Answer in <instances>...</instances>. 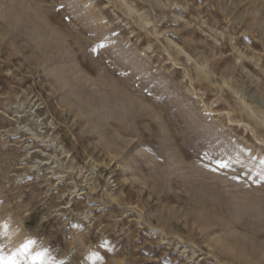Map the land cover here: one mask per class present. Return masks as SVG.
<instances>
[{
    "label": "rangeland",
    "instance_id": "obj_1",
    "mask_svg": "<svg viewBox=\"0 0 264 264\" xmlns=\"http://www.w3.org/2000/svg\"><path fill=\"white\" fill-rule=\"evenodd\" d=\"M0 264H264V0H0Z\"/></svg>",
    "mask_w": 264,
    "mask_h": 264
},
{
    "label": "bare ground",
    "instance_id": "obj_2",
    "mask_svg": "<svg viewBox=\"0 0 264 264\" xmlns=\"http://www.w3.org/2000/svg\"><path fill=\"white\" fill-rule=\"evenodd\" d=\"M165 232V231H164Z\"/></svg>",
    "mask_w": 264,
    "mask_h": 264
}]
</instances>
